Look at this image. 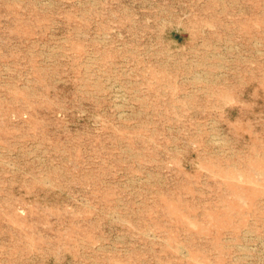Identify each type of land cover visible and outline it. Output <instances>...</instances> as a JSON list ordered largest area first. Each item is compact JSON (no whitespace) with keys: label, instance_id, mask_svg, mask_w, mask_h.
<instances>
[{"label":"rangeland","instance_id":"374dc122","mask_svg":"<svg viewBox=\"0 0 264 264\" xmlns=\"http://www.w3.org/2000/svg\"><path fill=\"white\" fill-rule=\"evenodd\" d=\"M0 264H264V0H0Z\"/></svg>","mask_w":264,"mask_h":264}]
</instances>
